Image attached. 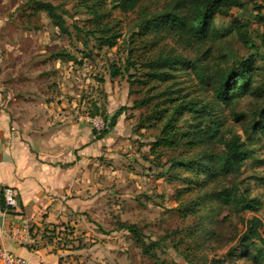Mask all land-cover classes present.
<instances>
[{
	"label": "rangeland",
	"instance_id": "obj_1",
	"mask_svg": "<svg viewBox=\"0 0 264 264\" xmlns=\"http://www.w3.org/2000/svg\"><path fill=\"white\" fill-rule=\"evenodd\" d=\"M46 1L65 11L67 32L32 0H0V91L6 94L12 120L24 128L44 129L69 119L94 118L102 121L94 129L98 135L119 107L126 109L99 147V198L87 210L73 212V221L33 232L36 247L55 253L58 264H264V242L246 247L240 242L249 217L264 221V135L257 130L247 140L244 132L264 109V0H241L242 6L228 14L216 13L214 23L224 34L203 39L161 27L138 33L144 15L162 11L174 0H143L130 11L121 10L119 0ZM91 5L112 27L110 33L120 34L114 46L87 34L97 27ZM164 56H181L192 64L180 66L169 79L150 80L143 63ZM128 57L135 65L127 71ZM248 59L255 67L254 92L234 95L229 104L218 100L216 78L202 79L203 73H220L221 78ZM114 63L122 74H111ZM173 97L196 102L204 114L202 126L210 124L209 118L218 119L222 137L176 153L162 148L152 152L162 124L147 120L143 127L140 118L153 109L170 108L176 103ZM142 98L148 103L136 106ZM190 122L197 120L185 113L178 123L184 128ZM232 132L246 139L250 149L242 165L220 170L214 162L215 176L177 165L171 176L169 155L199 160L204 152L221 151L223 138ZM185 179L197 184L181 195ZM244 197L259 199L258 210L243 209L239 198ZM188 199L197 208L189 216L179 205ZM125 223L137 225L151 252L122 227Z\"/></svg>",
	"mask_w": 264,
	"mask_h": 264
},
{
	"label": "trees",
	"instance_id": "obj_2",
	"mask_svg": "<svg viewBox=\"0 0 264 264\" xmlns=\"http://www.w3.org/2000/svg\"><path fill=\"white\" fill-rule=\"evenodd\" d=\"M141 1L143 0H119L117 6L123 11H130ZM32 2L37 5L38 9L46 11L54 24L62 32H67L66 20L63 16L65 11H63L60 5L46 0H32ZM93 5H91L90 11L94 14L97 27L92 31L88 30L87 34L93 35L102 45L114 46L117 44V38L120 37V34L116 32L110 33L112 27L104 23L102 14L95 8L96 4L95 6ZM235 6H242L241 0H174L170 7L162 11L154 12L151 15H144V18L137 23L139 28L138 33L146 35L149 31L157 30L161 27L167 30H186L192 35L191 37L197 39L206 37L220 38L224 33L217 29L214 23V16L216 13L228 14L229 10ZM240 35L242 39L246 40L247 34L245 32H241ZM190 61L181 56H164L147 60L143 64L148 68L145 74L150 80H163L173 77L175 70H178L180 66L192 64ZM133 65H135V62L128 57L124 69L128 71ZM254 69V62L248 59L236 64L234 68L222 74L221 78H219L220 73H216L211 77L203 73L201 78H216L213 80L216 97L221 102L229 104V100L234 98V95L254 92L251 84ZM111 74L113 76L122 74V68L115 63L112 64ZM172 99L176 103L170 108L165 105L160 109H153L146 119L140 118V126L143 127L147 126V123L150 121L154 125V121L152 120H157L156 124H162L160 135L152 144V152L155 153L158 149L162 148V150H172L173 153H176L179 149L186 147L192 149L214 138L222 137V134H220L221 122L218 119L209 118L210 124L202 126L200 120L204 119V114L197 108L196 102L192 100L180 101V97H173ZM148 101V98H142L136 100L135 105H143L148 103ZM125 109L126 106L124 105L119 107L112 115L108 127L99 132L98 135L96 134V138H102L108 134L117 124L119 116ZM185 113L190 114V117H193L197 122H190L188 127L183 128L178 122ZM147 120L148 122H146ZM257 130L264 135V109L261 111L260 119L255 121L250 129H245L244 132L246 133L247 140ZM223 145V149L219 152H204V155L199 160L179 157L173 154L169 155L171 176H173V170L177 165L183 166L186 170H193L196 173H206L204 175L215 176L218 174V168L220 170H226L229 167L235 168L236 166H240L250 155V149L247 146L246 139H243L237 133L232 132L230 137H224ZM159 154L163 153L161 152ZM214 162L217 163L218 168ZM194 181L185 179L184 184H187V187L179 189V193L182 195V193L187 192L189 189L192 190L197 184ZM178 197H176L177 201L179 200ZM239 199L242 208L245 210L257 211L261 204V201L254 197ZM185 201L180 200L179 205L186 209L188 216L192 215L190 213L196 212L197 208L192 206L194 205L193 201L189 199ZM122 227L128 229L136 236V239L142 244L145 252H151L148 249L149 245L145 242L136 224L125 223ZM258 241L264 242V221L260 216L254 215L247 219L246 229L240 237V242L243 247H246L248 242L252 244ZM262 257L264 258V253Z\"/></svg>",
	"mask_w": 264,
	"mask_h": 264
},
{
	"label": "crops",
	"instance_id": "obj_3",
	"mask_svg": "<svg viewBox=\"0 0 264 264\" xmlns=\"http://www.w3.org/2000/svg\"><path fill=\"white\" fill-rule=\"evenodd\" d=\"M9 110L6 94L0 91L2 240L24 256L28 264H58L55 253H49L46 247H36L32 233L73 221V212L87 210L99 198V147L102 138L111 136L120 122L105 138L97 139L94 118L69 119L34 129L17 124ZM6 186L15 190L17 205L5 203L2 189Z\"/></svg>",
	"mask_w": 264,
	"mask_h": 264
},
{
	"label": "built area",
	"instance_id": "obj_4",
	"mask_svg": "<svg viewBox=\"0 0 264 264\" xmlns=\"http://www.w3.org/2000/svg\"><path fill=\"white\" fill-rule=\"evenodd\" d=\"M101 122L102 121H94L95 128L98 130L100 129ZM103 125L104 123H102V126ZM2 193L5 203L8 206L17 205L18 197L13 188L6 186L2 189ZM16 231L19 232V230ZM3 232L4 230L0 229V264H28L27 259L24 256L17 254L4 244L2 240Z\"/></svg>",
	"mask_w": 264,
	"mask_h": 264
}]
</instances>
